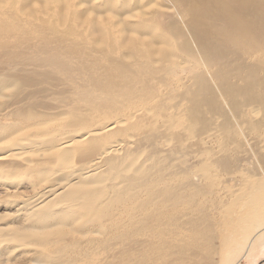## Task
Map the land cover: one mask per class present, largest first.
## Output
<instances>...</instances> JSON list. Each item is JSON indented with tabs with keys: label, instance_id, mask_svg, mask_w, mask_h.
Returning <instances> with one entry per match:
<instances>
[{
	"label": "bare ground",
	"instance_id": "bare-ground-1",
	"mask_svg": "<svg viewBox=\"0 0 264 264\" xmlns=\"http://www.w3.org/2000/svg\"><path fill=\"white\" fill-rule=\"evenodd\" d=\"M264 0H0V264H258Z\"/></svg>",
	"mask_w": 264,
	"mask_h": 264
},
{
	"label": "rangeland",
	"instance_id": "rangeland-1",
	"mask_svg": "<svg viewBox=\"0 0 264 264\" xmlns=\"http://www.w3.org/2000/svg\"><path fill=\"white\" fill-rule=\"evenodd\" d=\"M258 264H264V258L263 259H260L259 262H258Z\"/></svg>",
	"mask_w": 264,
	"mask_h": 264
}]
</instances>
